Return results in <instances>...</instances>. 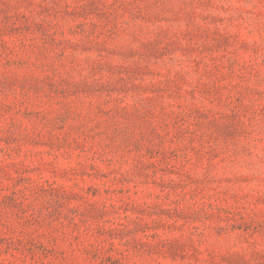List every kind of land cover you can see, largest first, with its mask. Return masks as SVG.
Masks as SVG:
<instances>
[{"label": "rangeland", "instance_id": "374dc122", "mask_svg": "<svg viewBox=\"0 0 264 264\" xmlns=\"http://www.w3.org/2000/svg\"><path fill=\"white\" fill-rule=\"evenodd\" d=\"M0 264H264V0H0Z\"/></svg>", "mask_w": 264, "mask_h": 264}]
</instances>
